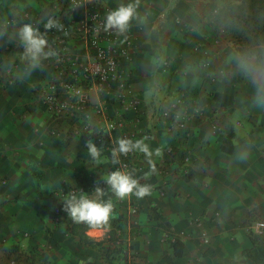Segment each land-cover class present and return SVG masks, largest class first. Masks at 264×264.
I'll use <instances>...</instances> for the list:
<instances>
[{
  "label": "crops",
  "instance_id": "obj_1",
  "mask_svg": "<svg viewBox=\"0 0 264 264\" xmlns=\"http://www.w3.org/2000/svg\"><path fill=\"white\" fill-rule=\"evenodd\" d=\"M130 2L135 0H0V264H123V259L132 264H255L244 251L252 247L248 226L264 220V106L254 103L256 87L236 66L231 35L213 27L218 10L238 0H139L140 19L130 21L118 34L120 43L109 48L121 57L119 71L128 84L112 81L108 95L92 88L89 109L57 122L39 100L40 87L51 90L56 59L44 60L29 74L21 59L20 27L30 23L42 33L50 18L95 24ZM46 38L49 45L56 41L54 35ZM68 49L81 54L85 45L72 38ZM7 79L14 83L6 85ZM215 92L233 96L234 104L222 107L212 98ZM119 94L131 100L128 105L121 104ZM180 94L203 102L197 114L188 109L189 138L168 131L159 115ZM105 101L110 115H124L126 127L100 146L97 164L75 129L82 128L88 112L97 123ZM52 126L60 133L51 134ZM230 131L234 152L226 154L222 144ZM124 134L142 140L151 152L150 157L139 150L134 155V176L151 186L142 199L118 200L104 183L112 171L128 172L121 167L122 156L117 163L111 157ZM186 147L194 154L190 178L178 176L172 157ZM166 164L172 174L164 186L159 167ZM93 179L100 182L101 199L114 204L106 231L74 223L63 210L68 190ZM132 202L140 236L125 258L118 254L109 261V248L133 218ZM205 232L212 236L209 244L202 242ZM175 238L184 243L182 257L174 254Z\"/></svg>",
  "mask_w": 264,
  "mask_h": 264
},
{
  "label": "built area",
  "instance_id": "obj_2",
  "mask_svg": "<svg viewBox=\"0 0 264 264\" xmlns=\"http://www.w3.org/2000/svg\"><path fill=\"white\" fill-rule=\"evenodd\" d=\"M57 21L63 26L62 29H42V34L46 37L48 35H54L56 37V41L50 44V47L58 54V57H55V79L50 91L46 92L41 87L37 90L40 102L56 122L58 120L76 117L81 108L89 109L92 105L89 91L92 88L108 95L111 94L112 81L119 82L121 86L128 84V79L123 77L119 71L121 57L116 51L111 54L109 53V48H113L120 43L119 35L114 29L107 32L103 30L105 20L95 24L91 21H86L79 25H70V23L61 20ZM72 38L83 41L85 45L83 53H72L69 51L68 41ZM13 83L14 81L12 79L6 80V85L8 86ZM118 97L122 105H128V100L131 101L120 94ZM189 108L194 114L200 112L203 108L201 98L180 94L160 110L159 115L162 117L168 131L185 138L192 136L189 122L192 115L188 113ZM98 113L101 118L97 123H93L91 113H85L82 128H76L75 133L83 136L86 140L92 139L100 148V146L112 139V133L115 130H124L126 120L123 114L110 115L107 101L99 106ZM50 132L53 135L60 133L55 126L50 128ZM122 138H129V135L124 134ZM134 155L135 151L130 152L126 156L122 155L121 158V167L127 169L133 176V171L137 167L134 161ZM172 157L177 161L175 170L177 169L178 176L187 177L192 173L194 154L191 148L186 147L179 151H174ZM153 167L154 165H149V168L152 169ZM169 169L167 164L159 167V172L165 176L163 178L164 186L169 184L168 175L172 174ZM175 170L173 171L175 172ZM134 177L136 178V176ZM96 187H100V182L93 179L86 184L71 187L67 194L76 193L80 195L81 191L87 194L93 192ZM64 194L62 192L60 195L63 196ZM131 206L133 218L127 223L126 229L119 231V235L115 239V244L109 248V261H113V258L118 254L122 255V258H125L132 251L134 242L140 236V226L135 220L138 208L133 202ZM59 211V208H57L56 213H59ZM197 224L201 225L202 222L198 221ZM125 231L128 232L126 236L123 234ZM248 231L254 237H264V220L254 221L248 226ZM211 238L212 236L207 232L202 234V242L205 244H209ZM129 256L130 259L132 254ZM122 261L123 264H132L131 260L126 261L123 259ZM12 264L17 263L13 262Z\"/></svg>",
  "mask_w": 264,
  "mask_h": 264
},
{
  "label": "clouds",
  "instance_id": "obj_3",
  "mask_svg": "<svg viewBox=\"0 0 264 264\" xmlns=\"http://www.w3.org/2000/svg\"><path fill=\"white\" fill-rule=\"evenodd\" d=\"M138 7L139 0L121 4L117 9L108 13L103 30L107 32L114 29L117 34L126 32L130 21L140 19L137 13ZM44 27L45 29L60 30L63 26L57 20L50 18ZM2 35L4 33L0 32V36ZM18 38L23 49L21 59L26 63L29 74L32 70L38 69L44 60L58 57L57 52L50 47L46 36L30 23H25L20 27ZM234 59L239 71L249 77L256 87L254 103L264 106V54L245 50L236 53ZM85 148L93 161L97 164L102 162L101 149L92 139L86 141ZM136 150L143 152L146 157L151 156L148 146L142 140L133 141L129 138H119L111 151L112 162L117 163L120 156H126ZM154 171L153 167L151 172ZM151 172L146 173L145 176L147 177ZM103 179L118 200H124L132 195L142 199L151 192L150 185L140 184L133 174L126 171H112ZM94 191L96 193L94 198H90L82 191L80 195L68 193L62 200L63 210L74 223L85 224L91 230L106 231L110 227L114 204L112 199L107 201L101 199L103 190L100 187H96Z\"/></svg>",
  "mask_w": 264,
  "mask_h": 264
},
{
  "label": "trees",
  "instance_id": "obj_4",
  "mask_svg": "<svg viewBox=\"0 0 264 264\" xmlns=\"http://www.w3.org/2000/svg\"><path fill=\"white\" fill-rule=\"evenodd\" d=\"M213 27L227 29L238 52L252 50L264 54V0H238L225 4L218 10ZM212 98L222 107L231 106L235 101L233 96L221 92L213 93ZM233 137L234 133L230 131L224 139L222 151L226 154L234 152ZM190 177L192 175L188 176ZM35 179L38 184L39 178ZM159 225L167 231L170 230L166 224L159 223ZM80 237L88 242L84 236ZM250 239L252 247L244 251L245 256L255 264H264V238L250 235ZM184 249V243L179 238H175V256L182 257L185 253Z\"/></svg>",
  "mask_w": 264,
  "mask_h": 264
},
{
  "label": "rangeland",
  "instance_id": "obj_5",
  "mask_svg": "<svg viewBox=\"0 0 264 264\" xmlns=\"http://www.w3.org/2000/svg\"><path fill=\"white\" fill-rule=\"evenodd\" d=\"M17 264H26L23 260H21L20 262L18 261Z\"/></svg>",
  "mask_w": 264,
  "mask_h": 264
}]
</instances>
